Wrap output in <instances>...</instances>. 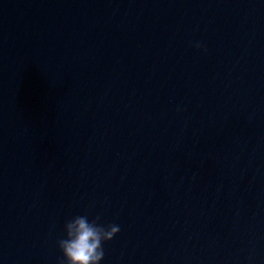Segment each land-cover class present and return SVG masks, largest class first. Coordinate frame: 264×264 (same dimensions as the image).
I'll return each instance as SVG.
<instances>
[{
  "label": "water",
  "instance_id": "obj_1",
  "mask_svg": "<svg viewBox=\"0 0 264 264\" xmlns=\"http://www.w3.org/2000/svg\"><path fill=\"white\" fill-rule=\"evenodd\" d=\"M77 215L99 264H264V0H0V264Z\"/></svg>",
  "mask_w": 264,
  "mask_h": 264
},
{
  "label": "clouds",
  "instance_id": "obj_2",
  "mask_svg": "<svg viewBox=\"0 0 264 264\" xmlns=\"http://www.w3.org/2000/svg\"><path fill=\"white\" fill-rule=\"evenodd\" d=\"M195 47L201 45L197 43ZM99 219V216L89 220L86 215H77L66 221L65 236L57 241L63 255L58 264H99L104 257L103 242L120 231L118 224L105 226L98 223Z\"/></svg>",
  "mask_w": 264,
  "mask_h": 264
}]
</instances>
